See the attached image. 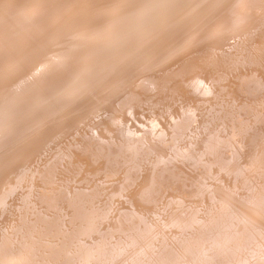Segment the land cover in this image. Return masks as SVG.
<instances>
[{
	"label": "bare ground",
	"instance_id": "1",
	"mask_svg": "<svg viewBox=\"0 0 264 264\" xmlns=\"http://www.w3.org/2000/svg\"><path fill=\"white\" fill-rule=\"evenodd\" d=\"M0 264H264V0H0Z\"/></svg>",
	"mask_w": 264,
	"mask_h": 264
}]
</instances>
